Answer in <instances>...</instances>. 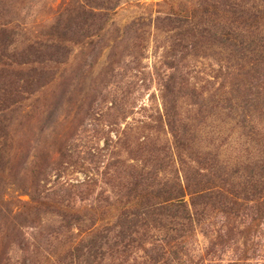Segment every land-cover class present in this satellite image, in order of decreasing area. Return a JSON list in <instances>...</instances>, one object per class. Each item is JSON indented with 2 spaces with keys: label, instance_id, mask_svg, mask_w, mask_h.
<instances>
[{
  "label": "rangeland",
  "instance_id": "obj_1",
  "mask_svg": "<svg viewBox=\"0 0 264 264\" xmlns=\"http://www.w3.org/2000/svg\"><path fill=\"white\" fill-rule=\"evenodd\" d=\"M246 1L250 13L264 5ZM185 4L190 5L187 0H0V27L6 26L0 29V264H51L60 251L58 215L43 207L39 215L27 216L36 187L76 186L70 198L68 190L64 193L65 203H77L79 214L91 217L124 200L141 173L162 167L152 181L158 186L177 174L184 180L197 165L193 159L205 151L218 155L228 172L261 157L251 154L264 150V76L254 65L264 60V52L254 46L237 56L224 44L203 39L175 58L181 36L163 20ZM92 6L105 14L106 23H98L101 31L85 25ZM206 20L213 23L216 16L197 17L192 23L197 34ZM238 31L239 39L229 43L240 41L242 34L247 42L264 36ZM64 33L67 40L61 41L57 35ZM192 40L184 42L188 46ZM182 57L171 115L178 125L195 126L200 136L181 155L166 124L169 101L164 97L171 65ZM28 77L33 93L24 91L16 102L8 96L11 82L21 79L23 85ZM240 97L241 105L248 104L244 114L234 109ZM84 183L88 195L78 190ZM261 229L264 224L241 227L246 233L238 245L251 249L247 236ZM197 237L203 264H264L230 245L208 256L210 239L201 232ZM259 248L261 256L264 242Z\"/></svg>",
  "mask_w": 264,
  "mask_h": 264
},
{
  "label": "trees",
  "instance_id": "obj_2",
  "mask_svg": "<svg viewBox=\"0 0 264 264\" xmlns=\"http://www.w3.org/2000/svg\"><path fill=\"white\" fill-rule=\"evenodd\" d=\"M214 1L216 3L212 0H187L190 5L178 7L180 10L177 9L163 20L171 30L178 29L181 36L182 44L178 45L180 49L173 51L175 58H178L180 52H190L202 45L203 39H207L205 44H224L228 51L237 56H246L254 46L262 48L264 52V36H261L259 42H247L244 40L245 34H242L240 41L229 43L230 40L239 39L236 35L239 29L253 34L255 31L264 33V5L253 7L256 11L250 13L246 0ZM99 6L112 9V6L98 5V8L92 6V9L87 10L85 25L93 31L95 28L101 31L102 27H98V23L101 22V26L106 23L102 18L105 14L100 16L102 12L98 14L95 11V8L100 9ZM199 16L201 20L205 16H216L213 23L206 20L201 34H197L195 26H192ZM197 23L200 25V21ZM5 27L0 29L6 31ZM65 36V33L57 35L61 41L67 40ZM188 37H193V40L187 46L184 41ZM183 60V57L179 62L175 59L174 65H171L173 72L165 82L164 97L169 101L165 103L168 118L166 124L173 133L176 147L182 150L181 155L189 152L200 136L195 126L178 125L176 115H171L174 110L169 105L175 104L181 85L176 82V78H179L177 66L179 67ZM254 65L262 67L263 73H260L264 76L263 58L255 60ZM30 82L32 80L29 77L22 78L23 85L21 79L13 80L8 96L18 102L24 91L33 93L31 86L34 83L31 85ZM172 87L175 89L171 90ZM240 96L244 98L245 94ZM243 98H239L240 102H237L234 108L237 111L243 110L241 114L247 111L244 109L248 105H241L244 103ZM225 99L219 98L222 103ZM246 118L243 117L244 120ZM247 124L248 122L245 123V128ZM257 151V154H251L261 155L257 157L256 162L247 163L244 168L232 169L231 172H228V166L220 164L218 155L213 156L205 151L202 156L193 159L197 165L190 168L184 180L177 174L174 180L158 186L152 181L158 176L157 173L163 170L162 167L151 174L141 173L140 181L131 187L124 200L119 201L114 208L104 207L94 214H89L91 217L79 214L81 209L77 203H65L67 199L64 193L68 190L67 196L70 198V193L76 190V186L66 188L62 185L53 190L43 185V190L36 187L31 204L27 202L30 209L27 216L32 213L39 215L43 207L47 213L58 215L56 236L60 239L61 246L59 253L54 254L51 264H104L107 259H114L119 264H203L206 258L204 255H197L200 253L197 237L200 232L210 239L208 256L221 245H230L235 247V251L246 252L245 256L249 259L254 257L264 262V253L261 256L259 253V246L264 242L263 229L247 236L246 243H253L251 249L244 250L241 244L238 245L239 236L246 233L241 227L248 229L264 224V150ZM85 185H78V190L81 189L80 194L88 195L90 189ZM50 196L52 201L45 200ZM139 251L143 255L139 256ZM237 260L243 261L242 258Z\"/></svg>",
  "mask_w": 264,
  "mask_h": 264
}]
</instances>
